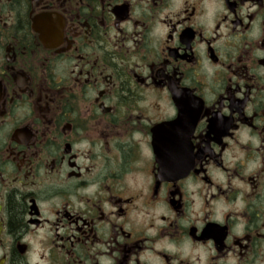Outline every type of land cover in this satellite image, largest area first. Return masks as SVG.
<instances>
[{
    "label": "flooded vegetation",
    "instance_id": "flooded-vegetation-1",
    "mask_svg": "<svg viewBox=\"0 0 264 264\" xmlns=\"http://www.w3.org/2000/svg\"><path fill=\"white\" fill-rule=\"evenodd\" d=\"M0 264H264V0H0Z\"/></svg>",
    "mask_w": 264,
    "mask_h": 264
}]
</instances>
